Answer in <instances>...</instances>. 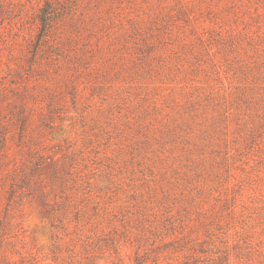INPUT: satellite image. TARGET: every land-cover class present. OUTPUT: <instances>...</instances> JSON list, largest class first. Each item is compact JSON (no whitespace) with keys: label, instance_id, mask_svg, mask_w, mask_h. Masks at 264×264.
Returning <instances> with one entry per match:
<instances>
[{"label":"rangeland","instance_id":"374dc122","mask_svg":"<svg viewBox=\"0 0 264 264\" xmlns=\"http://www.w3.org/2000/svg\"><path fill=\"white\" fill-rule=\"evenodd\" d=\"M0 264H264V0H0Z\"/></svg>","mask_w":264,"mask_h":264},{"label":"trees","instance_id":"16d2710c","mask_svg":"<svg viewBox=\"0 0 264 264\" xmlns=\"http://www.w3.org/2000/svg\"><path fill=\"white\" fill-rule=\"evenodd\" d=\"M40 21H41L42 26L44 27L45 19H43V17H41V18H40Z\"/></svg>","mask_w":264,"mask_h":264}]
</instances>
